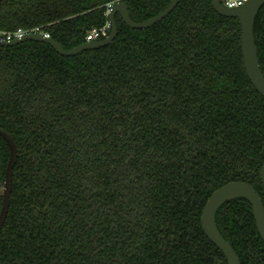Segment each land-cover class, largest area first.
Here are the masks:
<instances>
[{
  "label": "trees",
  "instance_id": "obj_1",
  "mask_svg": "<svg viewBox=\"0 0 264 264\" xmlns=\"http://www.w3.org/2000/svg\"><path fill=\"white\" fill-rule=\"evenodd\" d=\"M118 1L142 22L172 0H2L0 31L39 28L73 49ZM116 18L112 44L76 56L0 45V127L19 149L0 264H228L205 205L233 181L264 201V96L239 19L213 0H181L147 29ZM255 33L264 74V5ZM9 160L0 136V212ZM217 224L242 264H264L248 200L225 203Z\"/></svg>",
  "mask_w": 264,
  "mask_h": 264
},
{
  "label": "water",
  "instance_id": "obj_2",
  "mask_svg": "<svg viewBox=\"0 0 264 264\" xmlns=\"http://www.w3.org/2000/svg\"><path fill=\"white\" fill-rule=\"evenodd\" d=\"M2 0H0L1 2ZM181 0H172L171 3L160 13L149 20L137 22L132 19L129 6L124 1L112 4L108 20L112 24L110 33L103 39L86 42L73 49H66L53 38H47L37 34H27L21 39L13 41H1V46H15L25 41H41L50 44L59 54L63 56H76L84 50H93L108 46L113 43L119 34L117 15L119 14L125 24L132 29H147L165 19L179 5ZM264 0H249L244 6L228 8L222 0H213L215 10L222 16L239 19L242 28V50L246 73L256 89L264 96V74L260 66L257 36L255 33V22ZM0 136L4 138L10 149V160L5 175L4 199L0 212V236L8 217L11 197L13 192V172L18 161V144L15 137L6 129L0 127ZM262 179L264 183V165L262 168ZM237 198L248 200L252 207L256 225L260 236L264 240V201L258 191L249 183L244 181H233L218 188L211 196L202 213V227L208 238L219 249L223 251L228 264H242L241 259L233 245L224 237L218 228L217 213L228 201Z\"/></svg>",
  "mask_w": 264,
  "mask_h": 264
},
{
  "label": "built area",
  "instance_id": "obj_3",
  "mask_svg": "<svg viewBox=\"0 0 264 264\" xmlns=\"http://www.w3.org/2000/svg\"><path fill=\"white\" fill-rule=\"evenodd\" d=\"M249 0H222V3L228 7V8H238L244 6ZM111 5H109V9L107 12V15L109 16V12L111 9ZM112 29V24L108 20L107 23L101 27V28H94L92 29L87 37L86 42H92L95 40H100L104 37H106ZM27 34H37L42 35L47 38H51L50 34L46 32H42L39 28L35 29H24V28H18L14 31H0V40L1 41H13L16 39H21Z\"/></svg>",
  "mask_w": 264,
  "mask_h": 264
}]
</instances>
